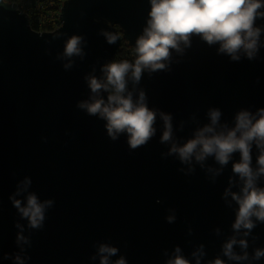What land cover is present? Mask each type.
Instances as JSON below:
<instances>
[{
	"label": "water",
	"instance_id": "95a60500",
	"mask_svg": "<svg viewBox=\"0 0 264 264\" xmlns=\"http://www.w3.org/2000/svg\"><path fill=\"white\" fill-rule=\"evenodd\" d=\"M150 11L151 0H65L60 25L39 32L17 2L0 0V264H18L17 255L24 264H101V255L108 256L99 253L102 245L118 249L109 264L121 257L126 264H168L177 255L190 264L217 258L264 264V257L253 259L256 249H264V222L253 216L256 226L248 236L249 230L232 227L239 204L231 192L243 195L244 186L233 172L240 152L227 165L214 156L182 162L178 153L168 154L173 144L183 146L211 124L212 109L221 112L216 132L226 134L239 112L255 115L264 108V17L254 23L261 33L252 59L241 49L233 60L219 51V42L192 34L179 51L170 49L165 68H144L138 82L132 73L126 76L125 97L131 93L137 104L143 92L156 114L153 136L137 149L130 148L127 131L113 140L106 119L79 107L94 98L107 104L110 91L93 93L88 78L106 81L104 66L123 43L136 48ZM105 32L116 42L108 43ZM73 36L81 37V52L67 56ZM161 113L172 118V138L163 143ZM260 154L253 142V171ZM256 185L264 188V174ZM30 194L41 204L53 201L41 228L29 227L11 199L25 207ZM18 235L27 242H18ZM233 237L248 241L247 249L237 243L233 251H246L249 259L224 255Z\"/></svg>",
	"mask_w": 264,
	"mask_h": 264
},
{
	"label": "clouds",
	"instance_id": "9594fccd",
	"mask_svg": "<svg viewBox=\"0 0 264 264\" xmlns=\"http://www.w3.org/2000/svg\"><path fill=\"white\" fill-rule=\"evenodd\" d=\"M264 7V0H151V11L148 26L144 34L136 41L135 51L137 58L134 64L128 61L112 62L104 66L106 82H101L96 77H89V86L93 93H98L102 88L110 91L107 104L103 99H95L93 103L82 102L80 108H86L90 115L100 114L101 118L107 120V132L113 139L117 134L127 131L130 134L128 143L131 149H137L145 145L153 136L155 129L153 124L156 119L154 111L149 110L145 100V94L140 93L137 104L133 103L131 93L125 97L126 75L131 70L135 81H139L144 68L152 71L165 68L163 61L170 56V49L180 50V42L189 43L192 34L202 35L209 44L219 42L221 53L226 52L233 60H239L237 54L244 49L249 59L254 58L257 43L261 33L259 27H254L258 16L264 17V12H258ZM108 43H115L116 35L105 32ZM81 37L73 36L66 45L65 54L72 56L80 54L78 47ZM70 65H65V68ZM165 122V131L161 142H167L172 138L171 116L161 113ZM211 124L198 130L194 139L189 140L183 146L173 144L169 155L178 153L182 162H189L193 155L198 162L204 161L208 156H214L220 165H227L234 152L241 154L240 162L233 165V172L239 174L244 182L243 195L225 191V196L231 192L232 198L239 204V210L233 229L237 232L243 228L249 231L256 226L252 220L264 222V188L256 185L258 177L264 174V108L257 111L255 115L249 111H241L236 116V126L231 130L216 132L215 125L218 124L221 112L212 109L209 112ZM257 116L259 118H257ZM239 133V135H237ZM211 134V135H207ZM255 142L260 149L257 163L259 168L253 171L251 166L252 144ZM212 171V169H209ZM219 169L216 173L219 174ZM31 180L26 178L25 186L30 185ZM14 206L22 213L23 217L29 219V227L41 228L44 220L45 206H51L53 201L38 202L36 195L30 194L27 198V206L22 207L21 201L11 197ZM175 216L167 217L169 223L175 220ZM20 227V225H17ZM18 242L25 240L23 235H18ZM239 243L242 249H247L248 241L235 237L224 245V255L230 260H247L248 253L239 255L233 251V246ZM118 249L108 245H102L100 254L107 253L108 256L115 255ZM180 252V248H176ZM195 255V253L193 254ZM108 256L101 255V264H109ZM264 257V249H256L253 259L260 260ZM7 258V256L5 257ZM15 260L18 264H24L23 259L17 255ZM115 264H126L123 257ZM168 264H190L183 256L177 255L175 259L169 260ZM199 264V261H197ZM213 264H225L224 260L217 258Z\"/></svg>",
	"mask_w": 264,
	"mask_h": 264
},
{
	"label": "trees",
	"instance_id": "16d2710c",
	"mask_svg": "<svg viewBox=\"0 0 264 264\" xmlns=\"http://www.w3.org/2000/svg\"><path fill=\"white\" fill-rule=\"evenodd\" d=\"M7 1L17 2L24 11L28 12L31 15V26L36 31H53L60 25L58 16L61 6L65 0ZM136 58L137 53L135 49L123 43L121 52L110 63L128 61L130 64H134ZM129 73H131V70L129 71Z\"/></svg>",
	"mask_w": 264,
	"mask_h": 264
},
{
	"label": "built area",
	"instance_id": "2783aa9c",
	"mask_svg": "<svg viewBox=\"0 0 264 264\" xmlns=\"http://www.w3.org/2000/svg\"><path fill=\"white\" fill-rule=\"evenodd\" d=\"M20 6V5H19ZM21 8V7H20ZM22 9V8H21ZM22 11H24L23 9H22ZM25 13H27L29 16H30V18H31V15L28 13V12H26V11H24ZM59 14H60V12H59ZM58 20H59V16H58ZM60 22V21H59ZM39 32H46V31H39Z\"/></svg>",
	"mask_w": 264,
	"mask_h": 264
}]
</instances>
